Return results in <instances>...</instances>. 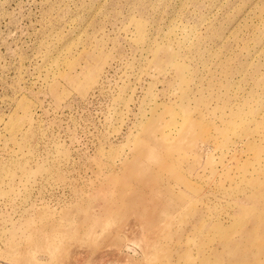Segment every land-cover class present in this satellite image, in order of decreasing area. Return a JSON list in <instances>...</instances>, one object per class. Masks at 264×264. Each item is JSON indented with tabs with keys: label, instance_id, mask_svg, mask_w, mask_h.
Returning a JSON list of instances; mask_svg holds the SVG:
<instances>
[{
	"label": "rangeland",
	"instance_id": "1",
	"mask_svg": "<svg viewBox=\"0 0 264 264\" xmlns=\"http://www.w3.org/2000/svg\"><path fill=\"white\" fill-rule=\"evenodd\" d=\"M0 264H264V0H0Z\"/></svg>",
	"mask_w": 264,
	"mask_h": 264
},
{
	"label": "bare ground",
	"instance_id": "2",
	"mask_svg": "<svg viewBox=\"0 0 264 264\" xmlns=\"http://www.w3.org/2000/svg\"><path fill=\"white\" fill-rule=\"evenodd\" d=\"M155 199H156V201L158 202L159 205H163L161 197L157 196V198H155Z\"/></svg>",
	"mask_w": 264,
	"mask_h": 264
}]
</instances>
